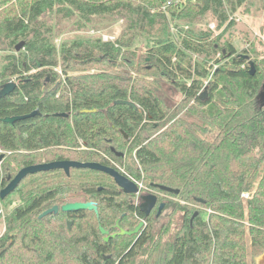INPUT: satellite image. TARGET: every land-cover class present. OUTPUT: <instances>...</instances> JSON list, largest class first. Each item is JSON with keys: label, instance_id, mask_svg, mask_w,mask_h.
Listing matches in <instances>:
<instances>
[{"label": "trees", "instance_id": "trees-1", "mask_svg": "<svg viewBox=\"0 0 264 264\" xmlns=\"http://www.w3.org/2000/svg\"><path fill=\"white\" fill-rule=\"evenodd\" d=\"M175 1L0 0V48L7 51L0 86L16 83L0 98V150L9 153L0 162V189L8 176L29 165L97 162L117 170L124 166L149 189H154L151 184L178 189V195H168L206 210L205 216L184 210L174 235L163 240L165 232L157 237L150 233V216L145 218L134 196L120 192L104 173L89 169H71L69 175L36 173L16 189L20 204L5 218L0 264H138L139 257L153 255L141 263L264 264L260 77L254 61L255 73L250 75L247 60H241L246 55L221 41L233 26L229 15L248 0H178L179 7ZM74 15L83 25L104 17L124 20L125 25L112 41L74 40L57 52L50 22ZM208 18L215 22L214 31L190 28ZM141 36L143 54L135 60L134 52L126 50ZM20 42L24 44L16 52ZM216 54L221 59L213 68ZM92 64L141 73L143 83L85 69L76 74L79 67ZM146 77H160L181 100L165 106ZM204 87L208 98L201 101ZM115 101L132 102L138 111L113 105ZM35 111L12 124L3 122ZM59 113L68 117L54 116ZM82 145L85 150H79ZM124 146L129 157L111 152ZM68 201L93 202L98 213L81 210L39 218L44 204ZM118 217L124 229L139 220L146 225L138 236L104 241L98 227L109 228ZM67 221H73L70 229Z\"/></svg>", "mask_w": 264, "mask_h": 264}, {"label": "rangeland", "instance_id": "rangeland-1", "mask_svg": "<svg viewBox=\"0 0 264 264\" xmlns=\"http://www.w3.org/2000/svg\"><path fill=\"white\" fill-rule=\"evenodd\" d=\"M176 5L179 7V1H175ZM70 20L61 18L58 19L57 17L52 18L50 22V26H52L53 31L51 34L52 43L55 46L57 52H59L61 45L64 43H69L76 40H87L89 38L94 39L97 37H100L101 40H114V38H118V36L121 34L125 22L124 20L117 19V18H93L90 23L82 24V20H80L77 15L72 16L69 18ZM169 20V19H168ZM229 20H233V26L230 29H226L225 32L222 34L221 41L230 43L238 54L240 55H246L249 56V58L255 62L256 69L258 71L259 77H260V86L264 81V0H248L245 4L238 7L235 12L231 15H229ZM57 22V26H56ZM177 22V21H175ZM174 23V22H173ZM172 23V25H173ZM181 25L184 24V21L177 22ZM172 25L170 27V33H173ZM185 28H188V26H185ZM190 28H193L195 30H215V22L208 18L206 20L202 21H196L195 23H192L190 25ZM224 27H222L221 30L215 33V35H218ZM222 33V32H221ZM145 39V36H141L138 40H135L133 42L132 47L128 48L127 52H134L135 60H138L139 57L143 54V40ZM127 39L124 40L126 42ZM133 46H137V49ZM246 52V53H244ZM7 54V51H5L3 48H0V70L4 66V55ZM220 55L216 54L213 59H211V63H213L214 67H217L218 65H215V60H220ZM199 60H203L202 58H199ZM107 64H101V65H95L92 64L89 67L81 68L79 67V71L76 74H80L82 69H85V73H112L116 77V80L121 78L124 80H127L129 77H131L134 81V83L141 84L143 81L141 80V77H144L140 74H136L135 72L132 73V70H126V69H111L106 68ZM59 70V69H58ZM107 70V71H106ZM142 81V82H140ZM145 81L149 82L152 85H155L157 87L158 93L164 103L167 107H173L176 103H178L181 100V96L178 93L177 90L169 87L167 83H165L160 77L157 79L146 77ZM209 80L205 81V86H207ZM133 83V82H131ZM203 91V90H202ZM83 150L84 147H82ZM120 152H122L124 155L129 157V153L124 146L122 149H120ZM3 154L6 159L9 157V153L4 152L0 150V155ZM120 171H125L124 166L119 167ZM125 176L136 183L140 189L139 195H145L149 193V188L142 180H136L137 178L133 176L132 173H127L125 171ZM159 201L165 202L167 204V207L161 215L158 218H155L153 215L150 216L149 220L147 221V227L151 234H155L157 237L160 233H166L165 240L169 236H173L176 229L180 226V220L183 216L184 210H194V214L196 215L202 214L203 216L206 215V210H203L201 207L192 206V205H186L183 203L179 198H173V197H167L164 198V195L157 194ZM135 196V199L137 200L138 196ZM245 195H247L245 193ZM243 199H246L242 197ZM20 196L19 193L9 196L6 198L2 205L0 206V236L5 232V218L6 216L10 215L12 209L15 205L19 203ZM167 228L166 230H164ZM167 231V232H166ZM246 247L247 250H249V237L246 236ZM127 242L128 240L125 239ZM124 241V242H125ZM155 255L144 257L141 256L138 259H141V262L145 261H151ZM138 264H142V263Z\"/></svg>", "mask_w": 264, "mask_h": 264}, {"label": "water", "instance_id": "water-1", "mask_svg": "<svg viewBox=\"0 0 264 264\" xmlns=\"http://www.w3.org/2000/svg\"><path fill=\"white\" fill-rule=\"evenodd\" d=\"M23 42L18 43L15 46L16 52L19 51L22 46ZM241 60H247L248 65H249V74L254 75L255 73V66L254 62L249 59L248 56H242ZM97 62L100 61V58L96 59ZM16 83L14 82H8L0 86V98H3L7 95H9L15 88ZM208 98L207 96V87H204L203 91L200 92L199 94V99L201 101H205ZM257 99L259 101L260 108L264 107V81L261 84L260 90L257 95ZM119 104H125L129 105L130 107H133L136 111H138V108L136 105L132 102L129 101H115L113 102V105H119ZM37 111L32 112L29 115L21 116V117H9L3 119V122L5 123H14L17 120L25 119L31 116H34ZM82 113H87L89 112L88 110H82L80 111ZM93 112V111H92ZM54 116L56 117H61V118H67L68 115L64 113H59L55 114ZM111 152H113L116 156L120 157L122 156V153L117 152L114 148H111ZM4 155H0V162L3 160ZM71 169H89L97 172L104 173L105 175L109 176L110 178L113 179L114 183L124 192L125 194H137L138 193V188L136 185L131 182L129 179H127L125 176L121 175L119 172L116 170L107 167L105 165H102L97 162H77V161H56V162H51V163H45V164H39V165H33V166H28L24 167L21 170L18 171V173L14 176V178L11 179V177H8V184L6 185L5 188L0 190V199H4L8 194H10L14 189L19 185V183L28 175L35 174L38 172L42 171H52V170H63L66 175H69ZM151 187L154 189H157L163 193H167L170 195H178L179 190L174 189L171 187H167L164 185H159V184H151ZM141 204L139 206V209L142 213H144L145 216H148L153 209V207L156 204L157 197L153 194H147L144 196L140 197ZM199 203H203V200L197 199L196 200ZM164 207V204H160L158 208V213L157 216L161 213L162 209ZM93 211L95 214L98 213L97 207L95 204L91 202H69L63 204L60 208L57 206H54L46 211H44L41 215L40 218H43L47 215L50 214H57L58 212L62 213H69V212H77V211ZM196 213L194 214V216ZM72 223L68 224V229L71 227ZM144 222L140 221L133 229L131 230H124L119 226V220L115 222L114 229L118 230V232L114 234H110L109 230L104 229L103 227L99 226L98 230L100 234L103 236L104 241H108L110 238H115L116 236H128L132 237L137 235L140 230L143 228Z\"/></svg>", "mask_w": 264, "mask_h": 264}, {"label": "flooded vegetation", "instance_id": "flooded-vegetation-1", "mask_svg": "<svg viewBox=\"0 0 264 264\" xmlns=\"http://www.w3.org/2000/svg\"><path fill=\"white\" fill-rule=\"evenodd\" d=\"M258 103H259V101H258ZM82 147H84V149H86V147L84 146V145H82L81 147H79V150H83L82 149ZM117 152H119V153H122V152H120V151H117ZM116 156V155H115ZM116 157H118V156H116ZM120 157H125V155L122 153V156H120ZM60 161H65V160H60ZM108 161L111 163V165H113V166H115V167H118V165H116L115 164V162L112 160V159H110V158H108ZM52 162H56V161H52ZM45 163H51V162H43V163H38V164H33V165H39V164H45ZM33 165H29V166H33ZM106 166V165H105ZM26 167H28V166H26ZM107 167H110V168H112V169H114V170H116L117 172H119L121 175H123V176H125L124 174H122L121 172H120V170H117L116 168H114V167H111V166H107ZM24 168V167H23ZM22 169V168H21ZM20 169V170H21ZM53 171H61L62 173H64V171L63 170H52V171H42V172H53ZM18 173V172H17ZM16 173V174H17ZM38 173H40V172H38ZM15 174V175H16ZM36 174V173H35ZM31 175H34V174H31ZM29 176V175H28ZM8 177H10V176H8ZM126 177V176H125ZM12 178H14V177H12ZM11 178V179H12ZM110 178V177H109ZM127 178V177H126ZM111 180H112V182L114 183V181H113V179L112 178H110ZM128 179V178H127ZM7 180H8V178H7ZM130 180V179H129ZM131 181V180H130ZM9 182V181H8ZM8 182H7V184H8ZM131 182H133V181H131ZM134 183V182H133ZM6 184V185H7ZM20 184V183H19ZM135 185H136V187L138 188V193L137 194H125L124 192H122V190L114 183V185L119 189V191L120 192H122L123 194H125V195H132V196H134V198H133V201H134V203H135V205L139 208V206H140V204H141V201H140V197L141 196H144V195H139V193H140V189H139V187H138V185L136 184V183H134ZM6 185L3 187V188H5L6 187ZM19 187V185L14 189V191H12L10 194H8L4 199H0L1 201H4L6 198H8L9 196H12V195H15V194H18V193H16V189ZM3 188H1L0 190H2ZM157 192V194H161L162 196L164 195V198H167V197H172V196H169L167 193H163V192H161V191H159V190H157V189H150L149 190V193L148 194H153V195H155L156 197H157V201H156V204H155V206L153 207V209L151 210V212H150V214L148 215V216H145V218H147V217H149V216H154L155 218H158L160 215H161V213L163 212V210H165V208L167 207V204L165 203V202H161V201H159V199H158V196L155 194ZM137 195H139L138 196V198H137V200L135 199V196H137ZM145 195H147V194H145ZM174 198V197H173ZM69 202H86V201H68V202H65V203H69ZM64 203V204H65ZM91 203H93V202H91ZM164 204V207H163V209H162V211H161V213L157 216V213H158V208H159V205L160 204ZM20 204V200H19V203L17 204V205H15L14 206V208L15 207H17L18 205ZM63 205V204H62ZM62 205H59V204H57L56 202H53V203H50L49 205H47V204H44L43 206H44V210L40 213V215L44 212V211H46V210H48V209H50V208H52V207H54V206H57L58 208H60ZM13 208V209H14ZM140 210V209H139ZM144 214V213H143ZM1 215V214H0ZM40 215H39V218H40ZM125 215V214H124ZM117 220H119V226H120V220H121V217H118L115 221H114V224L112 225V226H110L109 228H106V230H109L110 231V234H114V233H116V232H118V230H116V229H114L113 227H114V225H115V222L117 221ZM140 221H143L144 222V226H143V228L145 227V225H146V222L144 221V220H139L138 221V223L140 222ZM69 223H73V221H67V228H68V224ZM137 223V224H138ZM72 225V224H71ZM136 226V225H135ZM134 226V227H135ZM121 228H123L122 226H120ZM133 227V228H134ZM133 228H131V229H133ZM142 228V229H143ZM70 229V228H69ZM124 229V228H123ZM131 229H124V230H131ZM142 229L140 230V232L142 231ZM140 232L137 234V235H135V236H138L139 234H140ZM2 236V235H1ZM0 236V237H1ZM110 239H112V238H110ZM104 240V239H103Z\"/></svg>", "mask_w": 264, "mask_h": 264}, {"label": "built area", "instance_id": "built-area-1", "mask_svg": "<svg viewBox=\"0 0 264 264\" xmlns=\"http://www.w3.org/2000/svg\"><path fill=\"white\" fill-rule=\"evenodd\" d=\"M248 195L242 194V197L247 198Z\"/></svg>", "mask_w": 264, "mask_h": 264}]
</instances>
